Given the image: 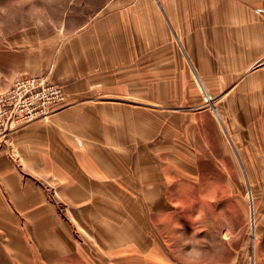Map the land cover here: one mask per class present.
<instances>
[{"label": "crops", "instance_id": "crops-1", "mask_svg": "<svg viewBox=\"0 0 264 264\" xmlns=\"http://www.w3.org/2000/svg\"><path fill=\"white\" fill-rule=\"evenodd\" d=\"M54 6L62 7L58 30L47 36L28 30L14 47L30 48L21 69L49 73L73 103L48 122L12 130L16 160L0 147V264H102L101 249L111 247H123L126 257L155 256L157 239L147 226L158 227L155 220L171 210L165 202L174 183L164 154L194 170L197 182L208 160L204 148L181 150L183 135H195L210 113L179 105L167 126L165 105L195 101V76L206 94L232 104L217 115L215 130L221 141L223 133L232 136L240 155L239 128L246 124L240 119L247 109L264 110V0H56ZM6 85L0 79V88ZM155 117L158 126L151 124ZM155 186L158 192L149 193ZM56 195L65 203L61 213ZM137 197L149 201L136 210L142 224L134 233V219L115 225L121 206L114 202ZM114 226L128 232L118 235Z\"/></svg>", "mask_w": 264, "mask_h": 264}, {"label": "rangeland", "instance_id": "rangeland-1", "mask_svg": "<svg viewBox=\"0 0 264 264\" xmlns=\"http://www.w3.org/2000/svg\"><path fill=\"white\" fill-rule=\"evenodd\" d=\"M55 2L0 0V74L3 72L0 79L7 84L0 88V147L2 153L9 152L12 160L18 157L12 144V130L33 122H48L53 113L73 103L67 97L64 85L53 81L49 73L21 69L25 53L30 48L14 47V39L28 37V30L31 33L38 31L43 36L58 30L62 25L57 20L62 15V7L54 6ZM35 37L32 34V38ZM194 78L195 84L190 87L192 93L197 94L195 101L181 104L169 102L165 106L168 110L167 126H172V111L179 110V105L193 112L207 110L210 113L200 118L201 128L196 129L195 135L194 132L191 136L183 135L181 151L184 154L190 152L189 147L204 148L201 151L207 153L208 160L203 161L200 182L192 178L194 170L180 166L173 159V154L166 152L165 158L171 160L164 170L171 175L170 180L174 183L169 186L168 195L171 196L165 202V207L171 210L162 219L155 220L158 227L150 223L147 226L152 239H157L156 249L151 254L155 256L146 258L135 251L132 257L129 254L126 257L123 247L104 248L100 255L102 264H113L109 260L117 261L115 264H264V110L249 111L246 105L245 121L240 119L241 123H246L245 128H239V145L243 149L238 155L232 136L223 133L221 141L215 130V124L220 123L218 116L231 111L232 104L217 102L213 95L210 101V94H206ZM187 91L192 94L189 88ZM160 121L155 117L151 119V124L158 126ZM5 144L12 147L11 152ZM150 158H157L155 152H150ZM38 181L43 184L42 179ZM155 187H151L149 193L158 192L159 187ZM116 201L118 203H114L121 207L118 208L115 225L120 226L134 219V233L141 232L137 226L142 223L136 210L146 208L149 200L137 197ZM53 202L60 213L65 209L64 201L57 195ZM132 208L133 213L128 214ZM116 227L114 231L118 235L124 236L128 232L121 227L115 230ZM112 234L116 236L114 232Z\"/></svg>", "mask_w": 264, "mask_h": 264}, {"label": "built area", "instance_id": "built-area-1", "mask_svg": "<svg viewBox=\"0 0 264 264\" xmlns=\"http://www.w3.org/2000/svg\"><path fill=\"white\" fill-rule=\"evenodd\" d=\"M208 99L211 101V99H212V98H211V95H210V96H208ZM0 103H1V102H0Z\"/></svg>", "mask_w": 264, "mask_h": 264}, {"label": "clouds", "instance_id": "clouds-1", "mask_svg": "<svg viewBox=\"0 0 264 264\" xmlns=\"http://www.w3.org/2000/svg\"><path fill=\"white\" fill-rule=\"evenodd\" d=\"M190 255H191V253H190Z\"/></svg>", "mask_w": 264, "mask_h": 264}, {"label": "bare ground", "instance_id": "bare-ground-1", "mask_svg": "<svg viewBox=\"0 0 264 264\" xmlns=\"http://www.w3.org/2000/svg\"><path fill=\"white\" fill-rule=\"evenodd\" d=\"M219 115V114H218Z\"/></svg>", "mask_w": 264, "mask_h": 264}]
</instances>
